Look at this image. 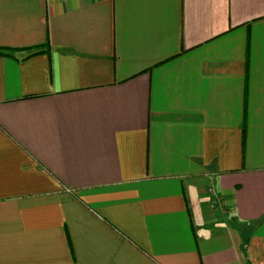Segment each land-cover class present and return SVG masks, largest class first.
I'll list each match as a JSON object with an SVG mask.
<instances>
[{
    "label": "crops",
    "instance_id": "crops-1",
    "mask_svg": "<svg viewBox=\"0 0 264 264\" xmlns=\"http://www.w3.org/2000/svg\"><path fill=\"white\" fill-rule=\"evenodd\" d=\"M0 53V264H264V0H0Z\"/></svg>",
    "mask_w": 264,
    "mask_h": 264
},
{
    "label": "trees",
    "instance_id": "trees-1",
    "mask_svg": "<svg viewBox=\"0 0 264 264\" xmlns=\"http://www.w3.org/2000/svg\"><path fill=\"white\" fill-rule=\"evenodd\" d=\"M47 42H45V44L43 45V47H47ZM37 53V52H35ZM0 55H4L3 53H0ZM242 148L244 147V140H245V126L242 127Z\"/></svg>",
    "mask_w": 264,
    "mask_h": 264
}]
</instances>
